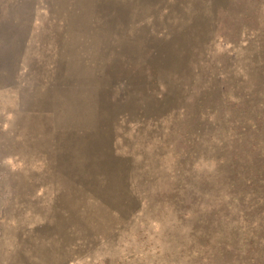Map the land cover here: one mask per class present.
<instances>
[{
	"label": "rangeland",
	"instance_id": "374dc122",
	"mask_svg": "<svg viewBox=\"0 0 264 264\" xmlns=\"http://www.w3.org/2000/svg\"><path fill=\"white\" fill-rule=\"evenodd\" d=\"M0 264H264V0H0Z\"/></svg>",
	"mask_w": 264,
	"mask_h": 264
}]
</instances>
